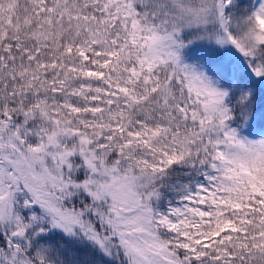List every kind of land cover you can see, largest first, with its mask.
<instances>
[{"label":"snow or ice","instance_id":"1","mask_svg":"<svg viewBox=\"0 0 264 264\" xmlns=\"http://www.w3.org/2000/svg\"><path fill=\"white\" fill-rule=\"evenodd\" d=\"M0 264H264V0H0Z\"/></svg>","mask_w":264,"mask_h":264}]
</instances>
